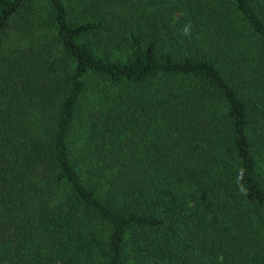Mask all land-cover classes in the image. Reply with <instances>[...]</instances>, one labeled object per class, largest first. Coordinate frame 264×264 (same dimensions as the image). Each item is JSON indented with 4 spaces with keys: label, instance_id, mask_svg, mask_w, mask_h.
<instances>
[{
    "label": "trees",
    "instance_id": "obj_1",
    "mask_svg": "<svg viewBox=\"0 0 264 264\" xmlns=\"http://www.w3.org/2000/svg\"><path fill=\"white\" fill-rule=\"evenodd\" d=\"M0 0V264H264V0Z\"/></svg>",
    "mask_w": 264,
    "mask_h": 264
},
{
    "label": "rangeland",
    "instance_id": "obj_2",
    "mask_svg": "<svg viewBox=\"0 0 264 264\" xmlns=\"http://www.w3.org/2000/svg\"><path fill=\"white\" fill-rule=\"evenodd\" d=\"M64 1L68 5L70 12L75 11L77 13V10L79 9L78 0H64Z\"/></svg>",
    "mask_w": 264,
    "mask_h": 264
}]
</instances>
